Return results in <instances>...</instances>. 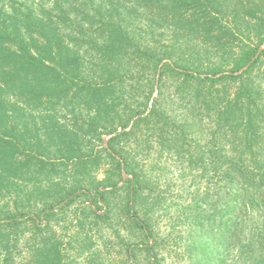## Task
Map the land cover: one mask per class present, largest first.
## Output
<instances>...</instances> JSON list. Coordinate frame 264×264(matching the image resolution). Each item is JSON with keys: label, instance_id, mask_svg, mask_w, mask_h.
<instances>
[{"label": "trees", "instance_id": "trees-1", "mask_svg": "<svg viewBox=\"0 0 264 264\" xmlns=\"http://www.w3.org/2000/svg\"><path fill=\"white\" fill-rule=\"evenodd\" d=\"M94 1L0 0V264H64L62 242L51 233L58 212L84 192L93 200L90 209L97 213L98 204L109 206L120 181L125 186L124 209L146 237L151 235L150 223L140 224L135 209L148 203V182L137 173L133 158L123 153L120 140L122 134H131L126 130L130 121L135 129L147 117L133 112L128 121L116 123V113L112 114L130 37L120 19L104 21L114 4L105 9L104 0ZM157 2L181 28L198 33L196 26L202 24L208 44L225 49L237 38L243 43L228 70L216 65L205 71L197 58L181 69L165 63V69L156 70L160 80L170 70L179 73L183 83L193 82L197 101L202 99L199 108H205L215 125L191 147L175 148L178 155L187 152L190 169L203 174L220 172L223 180L215 191L222 195L211 200L204 213L189 217L185 248L189 264H264V236L254 222L249 229L243 228V214L257 212L264 196V110L251 76L264 56V0L234 8L232 26L227 29L217 26L221 0ZM81 5L91 6L93 15H80ZM189 6L197 10L194 14L201 12L203 19L197 15L185 19L182 12ZM95 17L100 18L102 29L98 36L86 39L88 49L83 51L75 27L85 18L90 26ZM90 50L97 57L91 68L84 63ZM159 63L156 60L155 69ZM229 83L236 85L233 93L227 89ZM77 106L87 110L89 120L80 127L77 123L69 126L62 117H77ZM159 109L153 105L150 116L163 119L165 113ZM79 130L104 143L111 166L101 179L94 175L101 161L84 157ZM103 134L110 136L107 142ZM228 135L232 147L226 149L223 137ZM158 137L164 146L163 133ZM89 181L96 183L95 196H91L92 189H82ZM160 196L152 199L151 206ZM32 229L34 233L25 239ZM43 231L51 235L45 237ZM22 239L28 244V255L17 262L15 249ZM161 245L157 241V249ZM161 258L157 253V263L163 264Z\"/></svg>", "mask_w": 264, "mask_h": 264}, {"label": "rangeland", "instance_id": "rangeland-1", "mask_svg": "<svg viewBox=\"0 0 264 264\" xmlns=\"http://www.w3.org/2000/svg\"><path fill=\"white\" fill-rule=\"evenodd\" d=\"M99 1L101 0H95L94 3L98 4ZM256 1L221 0L219 13L213 9L218 15L217 26H224L226 29L231 27L233 9L240 10L242 4L250 7ZM103 3L105 9L114 4V9L106 14L104 21L120 19L130 37V44L127 45L123 58L120 88L114 93L112 114L116 113V123H119L118 120L128 121L133 112L147 117L135 129L131 128L133 120L130 121L126 130L131 134H122L120 140L123 153L128 154L130 159L133 158L137 173L148 182L149 188L145 190L148 203L145 207L137 206L135 209L140 224L145 221L150 223L151 235L146 237L142 227L136 225L124 209L125 186L122 187V181L119 183L120 188L112 194L109 206L98 204L97 213L90 209L93 200L82 192L70 207L64 212H58L54 218L56 222H52L55 232L51 233H56V238L62 242L64 264H93L97 261L103 264H159L157 253L160 258L164 257L160 260L163 264H189L190 259L185 250L189 240V217L192 213H204L209 202L222 195V191H215L220 188L219 185H223V180L220 172L203 174L190 169L187 152L178 155L175 148L182 144L191 147L201 139V135L213 130L215 125L205 108H199L202 99L197 101L193 82L183 83L182 76L170 70H166L160 80L156 70L158 72L165 63L174 64L181 69L184 64L193 61V58L203 63L202 69L205 71L216 65H222L223 69L228 70L233 56L243 43L237 38L230 41L225 49L206 43L202 24L196 26L199 27L198 33L181 28L174 22L171 12L164 10L157 0H104ZM90 7L81 5L78 8L80 15L87 13L92 16L94 10ZM195 11L197 10L193 6H189L182 13L188 20L194 19V15L203 16L201 12L194 14ZM86 19L75 27L83 51L88 49L86 39L98 36L102 29L99 17H95L90 26ZM215 33H219V30ZM243 37L247 39L246 36ZM142 51H147V54ZM156 60L160 61L157 69ZM96 62L97 57L90 50L84 63L91 68L95 67ZM91 76L92 79L95 78V75ZM251 76L252 82L259 87L261 95L257 101L263 105L264 110V56ZM215 87L222 88V85L217 84ZM235 87V84L229 83L227 89L233 93ZM155 104L160 106V113H165L163 119L160 115L150 116L149 109ZM76 110L78 113L75 118L71 114L61 116L69 126L77 123L80 127L89 120L88 112L83 106H77ZM118 129L123 133L122 128ZM79 131L81 147L86 154L84 157H99L101 161V166L94 171L95 177L101 179L111 166L108 164L110 158L104 150V143L83 130ZM159 133H163L166 141L164 146L159 142ZM109 137L108 134H103L105 142ZM230 139L231 135L223 137L226 149L232 147ZM90 182H85L82 189H92L91 196H95L96 183ZM261 189L264 191V184ZM157 195H161V200L151 206L152 199L157 201ZM259 201L257 212L250 210L243 214V228L249 229L254 222L256 230L264 236L263 195ZM198 202L201 204H196ZM146 207L152 209L146 211ZM31 233H34L33 229L26 232L25 239L31 237ZM43 234L45 237L51 235L49 231H43ZM35 237L38 239L39 235ZM31 241L33 243L34 238ZM157 241L162 244L159 249ZM25 242L22 239L15 249L17 262L24 261L28 255V244ZM233 256L237 258L235 253Z\"/></svg>", "mask_w": 264, "mask_h": 264}]
</instances>
